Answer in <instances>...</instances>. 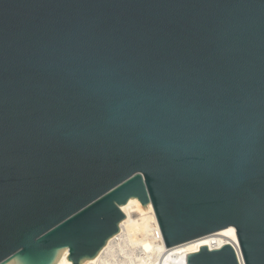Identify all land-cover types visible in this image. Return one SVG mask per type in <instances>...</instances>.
<instances>
[{
	"label": "water",
	"instance_id": "1",
	"mask_svg": "<svg viewBox=\"0 0 264 264\" xmlns=\"http://www.w3.org/2000/svg\"><path fill=\"white\" fill-rule=\"evenodd\" d=\"M131 198L264 264V0H0V264L96 257Z\"/></svg>",
	"mask_w": 264,
	"mask_h": 264
},
{
	"label": "bare ground",
	"instance_id": "2",
	"mask_svg": "<svg viewBox=\"0 0 264 264\" xmlns=\"http://www.w3.org/2000/svg\"><path fill=\"white\" fill-rule=\"evenodd\" d=\"M121 208L126 216L121 221L119 232L109 239L96 257L81 264H170V261L186 264L187 254L199 250L202 245L214 248L230 242L238 248L234 226L167 248L152 203L143 205L138 198H131ZM66 254L68 251L56 264ZM62 264L73 262L66 260Z\"/></svg>",
	"mask_w": 264,
	"mask_h": 264
},
{
	"label": "snow or ice",
	"instance_id": "3",
	"mask_svg": "<svg viewBox=\"0 0 264 264\" xmlns=\"http://www.w3.org/2000/svg\"><path fill=\"white\" fill-rule=\"evenodd\" d=\"M232 231H235V229H233ZM201 255H207V254H205V253H201ZM250 256H251V253H249V259H250ZM245 264H249V262L246 261Z\"/></svg>",
	"mask_w": 264,
	"mask_h": 264
},
{
	"label": "rangeland",
	"instance_id": "4",
	"mask_svg": "<svg viewBox=\"0 0 264 264\" xmlns=\"http://www.w3.org/2000/svg\"><path fill=\"white\" fill-rule=\"evenodd\" d=\"M171 262H173V261H170L169 263H170V264H173V263H171Z\"/></svg>",
	"mask_w": 264,
	"mask_h": 264
}]
</instances>
